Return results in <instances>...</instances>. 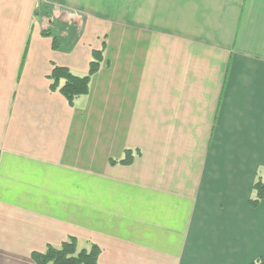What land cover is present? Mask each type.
Returning <instances> with one entry per match:
<instances>
[{"label": "crops", "instance_id": "crops-1", "mask_svg": "<svg viewBox=\"0 0 264 264\" xmlns=\"http://www.w3.org/2000/svg\"><path fill=\"white\" fill-rule=\"evenodd\" d=\"M120 21L160 39L124 109L104 89ZM43 29L65 30L58 47ZM102 41L110 62L68 104L46 74L85 75ZM125 150L132 162L111 164ZM258 180L264 0H0V264H36L68 237L99 264H250L264 258Z\"/></svg>", "mask_w": 264, "mask_h": 264}, {"label": "trees", "instance_id": "trees-1", "mask_svg": "<svg viewBox=\"0 0 264 264\" xmlns=\"http://www.w3.org/2000/svg\"><path fill=\"white\" fill-rule=\"evenodd\" d=\"M43 34H52L51 30H43ZM52 47H58V37L54 34ZM105 43L102 41L99 48L92 49L91 60L88 63V71L85 75H76L65 65L54 64L51 70L46 74L49 79V88L57 90L68 102L72 104L78 96L85 95L89 90V82L92 75L98 70L103 60V50ZM108 61L106 62V64ZM130 150H125L124 158L120 159L121 164H130L132 162ZM111 164L117 160L110 159ZM256 197L250 201L255 205L257 201L264 198V185L260 181L254 183ZM48 247V246H47ZM43 252H34L33 260L36 264H99V248L95 244H90L88 248H80L74 237H68L59 246H49ZM250 264H264V258H258Z\"/></svg>", "mask_w": 264, "mask_h": 264}, {"label": "rangeland", "instance_id": "rangeland-1", "mask_svg": "<svg viewBox=\"0 0 264 264\" xmlns=\"http://www.w3.org/2000/svg\"><path fill=\"white\" fill-rule=\"evenodd\" d=\"M105 8V7H104ZM43 12H46V10H50L48 6H41L40 8ZM108 10V8H106ZM120 27V29L118 28ZM45 30H55L60 32V34L62 36H64L65 30L64 29H43ZM107 30V29H106ZM105 30V31H106ZM110 39L115 37V41L117 42V51L118 54H120V59L118 60L117 64H113L112 63V67H111V73H110V78L109 80H107V83L104 87V89H106V93L111 94L113 96V98L115 99L116 103L122 107L126 100H129L131 96V93L136 90V89H140V86L145 82V68H146V63L147 60L146 59H142L143 55L142 53L145 51V47L151 45V50L150 52L153 53V47L157 48L159 47L158 42H160V39L158 37L155 36H150L149 39H146V35L144 36V40H141V37L139 35H137L134 29H132V27H130L129 25H124L123 21L118 22V24H115L113 27L110 28ZM54 36V34H52L50 37L52 38ZM129 36V37H128ZM90 35H85L82 37L81 41H83L86 45L90 42ZM100 38L101 36L98 38V40L95 42L96 46H99L100 44ZM109 39V45H112V41ZM131 48V49H129ZM135 48V49H134ZM147 53V52H146ZM149 54V53H148ZM113 55V52L111 51V48H107V52L106 55H103V60H105L103 63L106 64V62H110L109 59H111V56ZM26 56V55H25ZM146 56V54H145ZM67 57V56H65ZM51 59H53L54 57H50ZM131 58L130 60H128V62L126 61L127 59ZM102 60V61H103ZM144 62L143 65V70L139 67V65H141ZM160 69V68H159ZM122 86H128L129 87V92L127 91V88H123V90H120V88ZM124 109V107H122ZM125 111V110H124ZM125 114H127V112L125 111ZM106 111L103 108H100V118H101V123L106 122ZM113 129H114V125H113ZM105 130L102 131V126L100 129V135L103 134ZM188 130H185L184 132H186ZM106 132V131H105ZM138 134L139 130L137 131ZM177 131H170V135L171 138L176 135ZM142 136L144 134L141 133ZM140 134V135H141ZM107 136V132L106 135ZM104 136V138H105ZM168 152H172V150H168ZM124 158V155H123ZM176 158V157H174ZM122 159V158H121ZM119 162V160H117ZM185 162L189 165V166H193L194 164L191 162L190 160H185ZM178 164V162L175 160H173V162H170V178H174L176 177L177 172L171 170V167H175ZM76 240V239H75ZM77 242V240H76ZM80 242V241H79ZM77 243L78 246L81 248L84 244ZM49 246L52 247H56L53 244H50ZM48 246V247H49ZM59 246V245H58ZM47 247V248H48Z\"/></svg>", "mask_w": 264, "mask_h": 264}]
</instances>
